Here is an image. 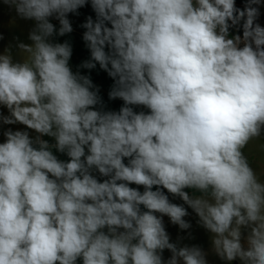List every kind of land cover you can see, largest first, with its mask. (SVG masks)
Instances as JSON below:
<instances>
[{"label":"clouds","instance_id":"1","mask_svg":"<svg viewBox=\"0 0 264 264\" xmlns=\"http://www.w3.org/2000/svg\"><path fill=\"white\" fill-rule=\"evenodd\" d=\"M3 3L34 26L20 60L0 53V264H208L166 229L189 230L188 209L221 260L264 264V173L244 152L264 136V0ZM89 4L79 67L112 78L118 111L54 39Z\"/></svg>","mask_w":264,"mask_h":264},{"label":"crops","instance_id":"2","mask_svg":"<svg viewBox=\"0 0 264 264\" xmlns=\"http://www.w3.org/2000/svg\"><path fill=\"white\" fill-rule=\"evenodd\" d=\"M242 5V4H241ZM80 14L69 15V19L73 25V32L70 34H66L63 37H55L56 42H64L68 41L73 47V55L70 60V66L73 71H79L83 75H90L94 85L99 89V96L101 97L102 104L97 107L102 108L103 110H114L118 111L119 108L123 105V101L116 99L110 100L108 97V93L111 90L113 85V80L110 78L106 72L99 68V65L96 66L95 69H85L80 68V64L90 58V52L87 49L82 35L85 29H83L80 25L86 21L88 16H93L95 18V14L91 9L90 4L84 8L79 10ZM260 13H264V3L260 7ZM261 19V20H259ZM258 22L261 26H264V19L259 18ZM54 24H56L57 28L59 27V22L53 20ZM34 22L27 21L19 18L15 10L10 8L8 5L3 3V0H0V53L4 52L6 48L11 46V51L15 60H20V56L18 55V49L16 45L18 42L30 43L28 40V34L30 30L33 28ZM232 34H237L235 29L231 30ZM242 31L239 33L241 34ZM140 109H137L139 111ZM14 128H19L23 126H12ZM0 142H3V137L0 136ZM245 155L248 157L251 166L258 172L264 173V136L259 138H255L249 142V144L244 149ZM61 159H66V157L61 156ZM174 202L182 203L179 199H175ZM190 215L187 216L186 220H192L196 217L195 213L192 210H189ZM166 229L169 232L170 236H172V242L178 243L180 246L183 245H198L207 253L208 264H227L226 261L221 260L213 251L212 246L210 244H206L200 240L210 239V234L202 228L199 224L192 226V230L194 231V239L184 241L180 239L177 235L179 232L178 226H173L168 222L167 217H165ZM201 227V228H199ZM200 234V235H199ZM202 239H201V238ZM211 240V239H210ZM164 258L167 259L171 254L169 251H164ZM232 264H239V261H233Z\"/></svg>","mask_w":264,"mask_h":264},{"label":"rangeland","instance_id":"3","mask_svg":"<svg viewBox=\"0 0 264 264\" xmlns=\"http://www.w3.org/2000/svg\"><path fill=\"white\" fill-rule=\"evenodd\" d=\"M246 2V0H236V4H237V7H240V8H243V6H244V3ZM242 4V5H241ZM259 18H262V19H264V13H261V15H260V17ZM259 20H261V19H259ZM258 20V21H259ZM241 35H242V33H241ZM189 210H191V209H189ZM194 213V212H193ZM186 218V217H185ZM190 222H191V225L194 227L196 224L198 225L199 223H198V217L196 216L194 219H192V220H189ZM174 226V225H173ZM192 226H191V228L189 229V230H185V231H181V230H179V232H178V236H179V238L180 239H183L184 241H188V240H193L194 239V231L192 230ZM199 228H201V227H199ZM203 228V227H202ZM200 235V234H199ZM171 237V239L173 240V238H172V236H170ZM201 238V237H200ZM202 239V238H201ZM200 241H202V242H205L206 244H210L211 243V240L209 239H204V240H200ZM211 245V244H210ZM212 246V245H211Z\"/></svg>","mask_w":264,"mask_h":264}]
</instances>
